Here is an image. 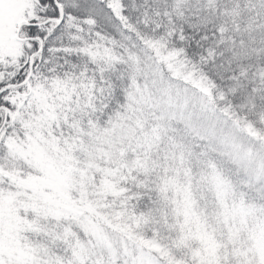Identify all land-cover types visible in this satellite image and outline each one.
I'll list each match as a JSON object with an SVG mask.
<instances>
[{"label": "snow or ice", "instance_id": "obj_1", "mask_svg": "<svg viewBox=\"0 0 264 264\" xmlns=\"http://www.w3.org/2000/svg\"><path fill=\"white\" fill-rule=\"evenodd\" d=\"M0 264H264V0H0Z\"/></svg>", "mask_w": 264, "mask_h": 264}]
</instances>
